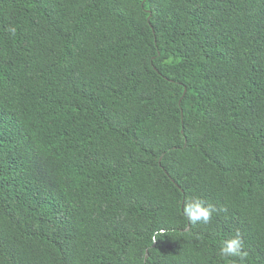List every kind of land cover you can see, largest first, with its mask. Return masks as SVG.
I'll use <instances>...</instances> for the list:
<instances>
[{"label":"trees","instance_id":"1","mask_svg":"<svg viewBox=\"0 0 264 264\" xmlns=\"http://www.w3.org/2000/svg\"><path fill=\"white\" fill-rule=\"evenodd\" d=\"M0 264H264V0H0Z\"/></svg>","mask_w":264,"mask_h":264},{"label":"clouds","instance_id":"2","mask_svg":"<svg viewBox=\"0 0 264 264\" xmlns=\"http://www.w3.org/2000/svg\"><path fill=\"white\" fill-rule=\"evenodd\" d=\"M8 31L12 35H15L16 28L10 26ZM213 211H215L214 208L211 206H205L198 198L186 201L183 207V213L191 223L202 222L207 224L212 217ZM152 239L154 242L156 240V236H153ZM242 246V238L239 232H237L233 238L222 243L219 254L225 258L242 257Z\"/></svg>","mask_w":264,"mask_h":264}]
</instances>
